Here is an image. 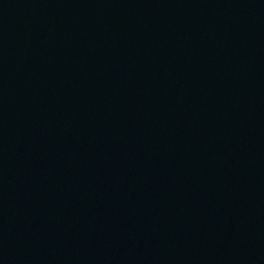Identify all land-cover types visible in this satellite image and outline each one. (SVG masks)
I'll return each mask as SVG.
<instances>
[{
  "label": "water",
  "instance_id": "water-1",
  "mask_svg": "<svg viewBox=\"0 0 264 264\" xmlns=\"http://www.w3.org/2000/svg\"><path fill=\"white\" fill-rule=\"evenodd\" d=\"M0 264H264V0H21Z\"/></svg>",
  "mask_w": 264,
  "mask_h": 264
}]
</instances>
